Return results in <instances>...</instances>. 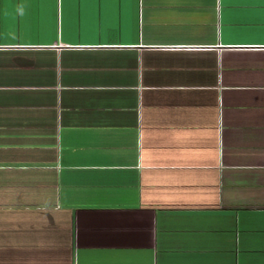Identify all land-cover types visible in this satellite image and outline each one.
<instances>
[{
	"label": "crops",
	"instance_id": "crops-1",
	"mask_svg": "<svg viewBox=\"0 0 264 264\" xmlns=\"http://www.w3.org/2000/svg\"><path fill=\"white\" fill-rule=\"evenodd\" d=\"M0 264H264V0H0Z\"/></svg>",
	"mask_w": 264,
	"mask_h": 264
}]
</instances>
